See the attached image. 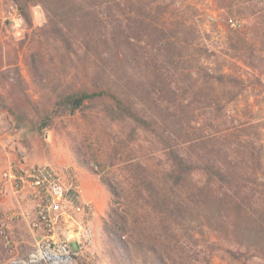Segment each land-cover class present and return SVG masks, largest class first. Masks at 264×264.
Instances as JSON below:
<instances>
[{"label": "trees", "instance_id": "16d2710c", "mask_svg": "<svg viewBox=\"0 0 264 264\" xmlns=\"http://www.w3.org/2000/svg\"><path fill=\"white\" fill-rule=\"evenodd\" d=\"M11 1L33 28L29 9L35 1ZM36 1L48 11L41 32L65 44L71 58L85 55L93 63L88 81L53 89L42 118L51 124L97 103L109 117L130 125L128 146L145 143V157L133 149L125 157L110 151L102 167L101 155L95 153L99 170L84 161L112 196L103 219L111 256L121 264H212L216 252L231 262L264 260V121L232 125L225 116L219 123L225 128L217 131L238 128L231 140L219 132L206 137L190 133V122H200L192 111L194 102L222 111L246 90L245 79L212 64H199L194 71L180 67L183 50L195 49L209 62L218 56L202 43L195 27L173 19L172 1ZM259 3L264 0H229L227 7L234 14H262ZM231 46L239 50L232 39ZM200 73L203 82L194 78ZM39 83L46 88L42 78ZM203 84L212 90L196 99ZM217 87L229 95L222 105L212 97ZM209 202L223 214L210 217L206 211V216L210 222L220 220L222 228L206 236L196 230L193 214ZM238 222H248V234H243L253 237L256 230L259 241L245 246L233 239ZM221 230L228 243L220 242Z\"/></svg>", "mask_w": 264, "mask_h": 264}, {"label": "rangeland", "instance_id": "374dc122", "mask_svg": "<svg viewBox=\"0 0 264 264\" xmlns=\"http://www.w3.org/2000/svg\"><path fill=\"white\" fill-rule=\"evenodd\" d=\"M33 1L35 3L31 2L29 9L33 24V28H30L15 3L11 0H0V174L10 163L50 164L55 167L72 166L77 171L81 184L83 176L93 178L95 184L103 186L109 198L105 212L99 216L98 207L93 202L96 206L94 227L97 216L101 234L95 236L92 250L99 255L101 264H121L111 256L103 234V219L112 196L102 183L100 175L86 167L84 161H90L91 167L99 170L101 166L95 165V153H100L102 167L110 151L125 157L133 149L137 155L145 157V143L138 141L128 146L130 125L112 119L97 103L89 104L74 115L56 117L51 124H47L50 123L49 120L42 118L40 113L45 110L49 96H54L53 89L57 87L61 91L70 83L82 84L88 81L93 76V63L85 55L71 58L65 44L47 38L41 32L40 28L48 21V11L43 4ZM168 1H172L170 12L173 19L185 20L195 27L202 43L214 50L218 56V61L209 62L199 56L195 49L183 50L186 57L184 56L180 67L194 71L199 64L222 66L224 71L241 76L246 81V90L222 111L215 110V106L212 109H204L201 101L193 103L195 120L200 122H197L196 126H193V121L190 122L192 136L206 137L219 132L217 130L225 128L219 124L225 116L230 117L229 123L232 125L243 122L254 125L263 123L264 13L234 14L227 7L229 0ZM258 6L264 9L263 3ZM231 39L238 43V51L232 48ZM33 60L38 68H35ZM41 78L46 88L39 83ZM194 78H198L200 82L205 80L203 73L195 75ZM211 90L209 84H203L195 98L203 99ZM228 96L225 90L217 87L212 96L216 100L214 104L222 105ZM237 131L238 128L233 130L235 133H219L223 139L231 140L236 137ZM250 131L258 138L254 130ZM261 139L264 140V133L260 136ZM34 205L30 192L15 194L10 189L2 188L0 176V220L20 209H24L27 214H19L10 219V229L15 242L13 249L5 245L0 234L1 264H12L15 260H25L31 264L29 254L38 237L31 227ZM219 208L217 204L209 202L193 214L194 225L199 233L214 235L213 228L217 231L222 228L220 220L210 222L206 216V211L210 213V217L216 213L222 215ZM238 227L239 232L232 236L233 239H239L245 246H253L259 241L256 230L253 237L243 234L250 228L248 222L240 223ZM219 237L221 243H228L226 231L221 230ZM77 261L78 264H92L85 256L78 257ZM212 264L243 262H231L223 257L221 252H216ZM248 264H264V260L252 257L248 259Z\"/></svg>", "mask_w": 264, "mask_h": 264}, {"label": "built area", "instance_id": "2783aa9c", "mask_svg": "<svg viewBox=\"0 0 264 264\" xmlns=\"http://www.w3.org/2000/svg\"><path fill=\"white\" fill-rule=\"evenodd\" d=\"M0 176L2 188L33 195L31 227L38 237L29 254L31 264H67L69 260L78 264L80 256L92 264H101L99 255L92 250L96 206L83 199V187L72 166L10 163ZM25 212L20 209L0 220V234L10 249L15 246L10 219L27 215Z\"/></svg>", "mask_w": 264, "mask_h": 264}, {"label": "crops", "instance_id": "0c3cea01", "mask_svg": "<svg viewBox=\"0 0 264 264\" xmlns=\"http://www.w3.org/2000/svg\"><path fill=\"white\" fill-rule=\"evenodd\" d=\"M83 199L94 202L98 207V214H103L107 208L108 195L107 191L101 184H95V180L88 175L83 176ZM95 217V236L101 234L100 220Z\"/></svg>", "mask_w": 264, "mask_h": 264}, {"label": "bare ground", "instance_id": "6f19581e", "mask_svg": "<svg viewBox=\"0 0 264 264\" xmlns=\"http://www.w3.org/2000/svg\"><path fill=\"white\" fill-rule=\"evenodd\" d=\"M66 260H68V259L65 258V261ZM11 263L12 264H28L27 261H25V260H20V261L15 260V261H12ZM67 264H75V260H69V261H67Z\"/></svg>", "mask_w": 264, "mask_h": 264}]
</instances>
